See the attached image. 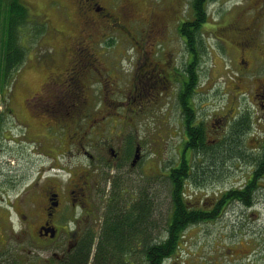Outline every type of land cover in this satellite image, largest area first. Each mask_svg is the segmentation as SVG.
Listing matches in <instances>:
<instances>
[{
  "label": "rangeland",
  "instance_id": "374dc122",
  "mask_svg": "<svg viewBox=\"0 0 264 264\" xmlns=\"http://www.w3.org/2000/svg\"><path fill=\"white\" fill-rule=\"evenodd\" d=\"M22 1L30 9L33 19H29L34 20L27 28L19 29V44L26 51L25 61L17 73V80L9 83L11 78H8L5 88L0 91V129L12 127L10 136L14 134L21 142L4 144L0 135V170L6 169L5 165L12 167L15 164L17 169L28 172L27 176L30 174L34 181L40 167L46 168L52 160L70 170L78 163L80 168L90 169L87 160L78 157L76 143L82 141L88 151L98 157L101 149L98 144L106 136L111 139L112 135L125 132L139 139L141 163L122 169L110 155L108 162L102 165L108 167L105 175H114L121 170L129 188H150V193L155 192L158 197L157 215L165 217L169 212V183L162 176L147 178V174L155 172L159 163L164 166L163 163L173 162L184 137L180 125L182 112L176 96L181 81L189 75H185V69L190 64V56L177 26L180 20L187 19L191 5L195 15L200 17L197 0H107V9L103 13L94 9L95 0ZM236 1L208 0L206 10L209 16H216L218 10L230 11ZM6 4H11V0H6ZM47 9H51V15H44V22L39 24V15ZM162 15H165L163 20ZM215 18L220 19L221 14ZM64 32L69 36L61 43L59 39ZM204 39L209 49L200 57L203 47L198 43L197 80L193 83L196 116L224 114L225 111L228 115L229 103L237 93L229 92L222 84L215 56L216 41L210 35ZM109 42L113 43L108 45ZM174 70L176 74H173ZM35 93H40L39 97L32 98ZM65 94L68 98H63ZM81 100L84 106L71 105ZM9 101V106L14 108L25 101L36 103L35 109L29 105L39 114L34 116H41L43 120L47 117L50 122L53 117L61 120L63 124L47 125L49 132L45 140H54L58 136L61 153L63 150L65 155L58 161L54 159L51 148L56 143L51 141L45 142L47 152L38 155L40 144L37 140L45 135H32V142L22 137L23 130L17 126L19 123L15 118L4 116L5 104ZM53 106L65 111L63 121L60 115L56 117L50 112ZM76 111L81 114L79 124ZM27 114L24 110L19 118L23 121ZM58 129L62 130L61 134L54 133ZM253 130L254 125H251L247 132V141L252 144L246 143L249 150L257 144ZM208 133L210 138H218L222 135L221 126H209ZM263 144L262 141L259 147ZM235 171L230 172L228 168L226 176H217L215 186L205 187L206 190L191 187L193 201H204L196 206L207 205L208 200H214L220 191L243 186L251 169L243 166ZM79 174L83 172L79 171ZM44 176L47 178L44 177L42 182L51 178V173ZM3 189H0V197L5 196ZM159 220L163 228V220ZM161 228L158 231L162 232ZM183 247L175 262L169 259L166 264H264V188L258 193L254 207L245 209L236 204L226 208L217 220L188 229ZM47 255L44 248H32L34 261Z\"/></svg>",
  "mask_w": 264,
  "mask_h": 264
},
{
  "label": "flooded vegetation",
  "instance_id": "af4514ba",
  "mask_svg": "<svg viewBox=\"0 0 264 264\" xmlns=\"http://www.w3.org/2000/svg\"><path fill=\"white\" fill-rule=\"evenodd\" d=\"M54 1L58 2V0ZM97 1L98 3L95 0L94 9L102 13L105 12L107 0ZM207 3L208 0L196 1L197 15L200 17L195 15L191 5L187 19L180 20L177 28L179 27V34L189 50L193 33L196 35V46L198 43L201 44L205 52L209 48L204 36L210 35L216 41L217 53L215 56L218 62V72L223 79L222 84L229 92H236L237 95L229 103L228 115H226V111L224 114L204 113L200 114V117L196 116L195 122L206 126L208 142L216 144L223 139L224 142L226 137L230 136L226 129L222 128L223 126L227 125V128L232 129L230 127L233 125L232 123L246 122L249 119L250 126L254 125L256 135L254 134L253 137L257 140L256 143H259L264 141V0H243L240 2L237 0L234 7L229 9L230 11H217L216 16L221 14V18L218 20L215 15H208ZM200 4H205V9L202 12L199 10ZM44 15L46 14L42 15V19H45ZM164 18L165 15H162L161 19ZM66 23L68 24V22ZM67 35L66 32L62 34L59 39L61 43L64 38H68L69 35ZM193 92L195 98L196 90L193 89ZM38 95L40 93H35L32 98H36ZM10 104V101L5 104L7 111L4 112V116L10 115L11 118H15L19 123L17 126L20 125L23 130L22 137L32 142L34 140L32 135L36 133L45 135L43 139L37 140L40 144V148L37 149L38 155H41L43 151L47 152L45 149L47 147H44L47 141L56 143L51 148L52 155L56 157L54 159L58 161L60 156L65 155L66 152L63 150L61 153L59 145L61 139L58 136L54 137V140H45L49 132L47 125L63 124L61 120L53 117L50 122L46 120L47 117L43 120L41 116H34L37 112L33 111L29 105H33L35 109L37 104H32L30 101L19 104L17 108L10 107ZM71 105L77 106V102L74 101ZM24 110L28 111V114L22 121L19 115ZM63 111V109L54 106L50 110L55 114L54 116L60 115L62 121ZM76 113L79 119L77 124H79L81 114ZM216 125L221 126L222 135L218 138H210L208 127ZM12 129V127L6 128L5 126L0 129L4 144L6 142L9 144L10 142H21L20 139L15 138L14 134L11 133L10 136L9 132ZM61 131L58 129L54 133L61 134ZM229 133L232 131L229 130ZM259 136H261V140L258 141ZM128 140V135L125 132L111 139L106 136L102 143L98 144L101 146L98 157L92 155L88 151L89 148L87 149L83 142L79 141L76 143V147L79 148L78 157L87 160L90 169H82L78 163L70 170V168L66 169L67 167L52 160L46 168L40 167L34 181L31 180L30 174L27 176L28 172L23 168H19V170L15 164L14 167L5 165L6 169L0 170V189L4 188L5 191V196L0 197V264H65L66 260L74 253L92 243L93 237L96 238L95 247L101 233L102 216L106 207L104 191L109 190L110 183L104 184L106 183L104 176L108 167L103 168L102 165L105 164L103 158L107 154L112 155L116 161L115 164H119L129 148ZM247 142L252 145L250 140ZM1 146H3V142ZM67 148L69 150L68 144ZM260 148L263 149L264 145ZM81 151H83V155ZM243 166L252 169L246 157H236L232 159L231 166L228 168L230 172H236V168L241 169ZM79 171H82L83 174H79ZM47 173H51V178L42 182L44 177L47 178L44 176ZM81 178H83L82 181L78 183ZM215 182H217V176H214L212 180L209 179L208 184L203 187H213ZM247 184L248 181L243 186ZM38 186L41 187L38 188ZM216 203L217 201L210 205L207 204L206 206H209L205 209L213 207ZM230 203L232 204V202ZM190 204L194 206L193 203ZM32 208L34 209L32 210ZM222 214H217V219ZM33 247L44 248L49 255L44 258L39 257L34 261L32 258Z\"/></svg>",
  "mask_w": 264,
  "mask_h": 264
},
{
  "label": "trees",
  "instance_id": "16d2710c",
  "mask_svg": "<svg viewBox=\"0 0 264 264\" xmlns=\"http://www.w3.org/2000/svg\"><path fill=\"white\" fill-rule=\"evenodd\" d=\"M199 7L202 12L205 4H200ZM50 10L44 11L51 13ZM29 18H32L30 9L22 0H11V4L0 0V91L5 88L8 78H11L9 83L17 80V73L25 61L26 51L19 44V29L31 21ZM191 37L190 64L186 65L185 69V75H189L181 81V89L177 91L176 96L182 112L180 125L184 136L179 144L180 150L177 151L176 159L169 165L163 163V166L159 163L155 172L147 174V178L162 176L168 181L169 212L165 217L158 216V197L155 192L150 193V188L143 186L129 188L120 174L123 172L116 169L119 170L118 173L104 176V184L110 183L109 190L104 191L106 207L96 246L94 247L96 238L93 237L92 243L74 253L65 264H88L89 259L93 260L92 264H166L169 259H174L175 262L184 248L185 232L188 229L199 223L217 220V214L224 213L226 208L236 206V203L245 209L256 204L258 193L264 188V148L259 147L262 141L255 143L253 150L246 147L247 132L250 128V121L247 119L246 122L232 123V129L225 125L223 128L230 136H227L224 142V139L216 144L208 142L206 126L195 122L197 103L193 102V83L197 80L199 50L195 33ZM111 43L113 42L108 45ZM204 53L203 49L200 57ZM176 73L174 70L173 74ZM63 98H68V95L65 94ZM78 104L84 106L82 100L77 102ZM229 130L232 133H229ZM128 139L129 148L120 162L122 169H130L138 162L139 165L141 163V153L140 161L132 162L134 149L137 145L141 146L139 139L130 134ZM106 157L107 159L103 158V163L108 162L110 155L107 154ZM236 157H246L252 166L248 184L220 191L216 194L214 200L217 203L213 207L205 209L215 202L213 199L208 200V206H196V203L204 201L194 202L190 188L194 186L197 190H206L203 187L205 182L208 184L209 179L220 174L226 176L228 166H231L232 159ZM124 174L126 175V172ZM159 219L163 220V228L160 227ZM159 228L162 232L158 231Z\"/></svg>",
  "mask_w": 264,
  "mask_h": 264
},
{
  "label": "water",
  "instance_id": "95a60500",
  "mask_svg": "<svg viewBox=\"0 0 264 264\" xmlns=\"http://www.w3.org/2000/svg\"><path fill=\"white\" fill-rule=\"evenodd\" d=\"M139 159H140V148L137 147L136 148L135 158H134V161L133 162L136 163ZM134 163H133V165H134Z\"/></svg>",
  "mask_w": 264,
  "mask_h": 264
},
{
  "label": "bare ground",
  "instance_id": "6f19581e",
  "mask_svg": "<svg viewBox=\"0 0 264 264\" xmlns=\"http://www.w3.org/2000/svg\"><path fill=\"white\" fill-rule=\"evenodd\" d=\"M92 258V257H91ZM93 263V260L89 259V262L88 264H92Z\"/></svg>",
  "mask_w": 264,
  "mask_h": 264
}]
</instances>
